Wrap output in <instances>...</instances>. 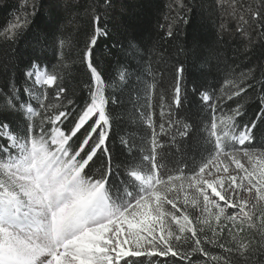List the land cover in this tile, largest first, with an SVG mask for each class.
Instances as JSON below:
<instances>
[{
    "label": "snow or ice",
    "instance_id": "snow-or-ice-1",
    "mask_svg": "<svg viewBox=\"0 0 264 264\" xmlns=\"http://www.w3.org/2000/svg\"><path fill=\"white\" fill-rule=\"evenodd\" d=\"M41 7L24 0V11L0 31L12 44L27 41L14 49L19 64L9 66L0 87V264H235V257L264 264V64L233 70L217 85L194 83L189 92L182 61L169 69L167 84L151 64L134 67L146 49L134 40L121 46L94 8L77 52L88 77L78 108L65 86L69 42L59 40V63L49 65L48 32L27 35ZM262 8L264 0L243 14L233 9L250 44L253 25L264 41ZM177 22L189 20L178 12L167 37L175 38ZM101 40L125 56L111 77L97 57ZM190 54L197 56L195 46ZM200 59L211 75L210 60ZM109 87L135 95L132 115L148 130L139 141L121 137L127 155L119 164L108 146V106L121 101ZM194 97L205 113L199 120L185 107ZM249 101L258 108L245 120ZM13 115L23 127L13 126ZM191 149L199 160L188 159Z\"/></svg>",
    "mask_w": 264,
    "mask_h": 264
},
{
    "label": "trees",
    "instance_id": "trees-1",
    "mask_svg": "<svg viewBox=\"0 0 264 264\" xmlns=\"http://www.w3.org/2000/svg\"><path fill=\"white\" fill-rule=\"evenodd\" d=\"M187 13L180 10L176 0H111V7L104 5V0H37L42 5L36 22L28 32V37L35 35L36 31L48 32V44L46 45L43 58L49 65L59 63L60 39L69 43L64 48L65 62L71 65L69 74L65 77V86L68 88V96L76 100V106L82 107L88 97L87 89L83 83L87 81L86 70L79 64L77 52L83 47L86 34L91 30V18L93 9L102 15L111 29L115 38H118L121 46H126L129 40H134L143 49V60L134 58L132 65H141L147 68L151 64L159 77L164 74L165 84L169 81V69L178 61L185 64V79L188 91L191 92L193 84L217 85L230 72L235 70L246 71L248 68L264 64V41L258 35L259 30L249 28L252 43L250 44L237 29L240 25L238 16L249 8L261 7L262 0H183ZM24 0H0V31L8 26L14 16L24 11ZM30 10V4H29ZM264 12V8L261 9ZM107 15H104V13ZM180 15H186L189 23L175 25V38L166 35L167 25L171 19ZM55 17V24H50L51 17ZM223 25V27H222ZM247 27V26H245ZM112 40H101L96 50L97 57L102 60L106 70V76L111 77L118 65L125 60V56L111 48ZM105 45H108L106 48ZM197 49V56H192L193 47ZM27 41L23 38L20 42L12 44L0 37V87H3L10 76L9 66L15 61L14 49H26ZM111 49V54H109ZM201 57L211 62L212 74L206 75L207 65L201 62ZM76 61V63H73ZM22 67V65H21ZM260 73L257 72L259 77ZM257 84L256 88L259 89ZM51 93V90H50ZM107 94L120 98L121 103L109 104V111L114 120L108 141L113 163L119 164L126 158L121 137H133L139 141L147 135L148 130L139 123L132 115L135 95L130 99L127 90L121 92L109 87ZM256 93L250 92V96ZM198 97H194L191 103L186 102V109L194 119L199 120L205 113L198 112ZM3 101L0 100V103ZM142 102V100H141ZM258 105L249 101L245 120L251 118L257 111ZM206 112V110H205ZM13 126L19 124L23 127V119L19 116H10ZM69 124L66 123L65 127ZM79 135V134H78ZM260 138L257 139V146ZM195 157L199 160L196 149L188 151V159ZM180 156L177 154V159ZM103 158L97 160L93 170L99 167ZM219 252V249H213ZM235 264H241L238 257L234 258ZM167 264H179L169 258Z\"/></svg>",
    "mask_w": 264,
    "mask_h": 264
}]
</instances>
